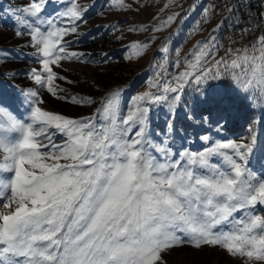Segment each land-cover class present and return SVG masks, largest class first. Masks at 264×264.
I'll list each match as a JSON object with an SVG mask.
<instances>
[{"label": "snow or ice", "instance_id": "obj_1", "mask_svg": "<svg viewBox=\"0 0 264 264\" xmlns=\"http://www.w3.org/2000/svg\"><path fill=\"white\" fill-rule=\"evenodd\" d=\"M42 3L23 9L21 22L30 29L47 74L33 69L34 79L55 94L56 73L50 65L76 56L65 52L62 43L76 28L54 27L49 20L48 30L42 31ZM117 3L124 6V0ZM82 14L75 5L63 13L72 22ZM173 19L169 16L164 24ZM216 47L206 43L197 48L187 61L191 71L175 78L177 86L165 84L164 94L146 92L135 99L159 104L174 93L169 105L174 109L190 82L185 77L197 85L228 77L241 91L264 99V35L205 66ZM116 95L97 110L107 121L99 127L91 119H72L35 105L27 120L5 116L0 109V177L8 176L7 182L0 181V200L5 201L0 264H165L162 253L185 243L220 246L247 261L264 262V217L254 214L256 205H264V177L247 167L255 136L249 144L228 141L187 153L184 166L160 163L146 149L150 109L137 105L118 124ZM224 119L221 113L217 123ZM56 135L64 137L62 143L54 142ZM156 151L170 155L165 147ZM213 155L223 157L226 167L211 165ZM240 211L246 214L237 218L234 214Z\"/></svg>", "mask_w": 264, "mask_h": 264}, {"label": "rangeland", "instance_id": "obj_2", "mask_svg": "<svg viewBox=\"0 0 264 264\" xmlns=\"http://www.w3.org/2000/svg\"><path fill=\"white\" fill-rule=\"evenodd\" d=\"M7 1V7L3 5L7 13V26L1 24L0 18V109L4 110L5 116L11 114L17 119L27 120L35 105L68 118L91 119L99 127L107 121L102 112L97 115V110L102 109L105 100L116 93L118 124L137 105L150 109L147 122L151 116L152 120L146 124V134L150 135L151 142L146 145L148 152L162 147L166 141L174 156L186 161L187 153H199L214 144L228 141L249 144L255 136L256 144L247 167L258 178L264 177V99L259 94L241 91L228 77L209 79L199 85L191 77H185L190 82L184 85L181 100L174 109L169 107L174 93H167L169 101L159 104L135 99L146 92L164 94L162 89L165 84L177 86L175 78L186 70L191 71L187 61L193 58L192 53L197 48H203L206 43L217 46L205 65L211 66L229 49H241L256 42L263 33L260 29L251 30L243 41L241 36H236L235 44L225 43L221 49L218 46L225 18L231 14L237 0H225L221 9L223 0H214L213 5L209 0H124V6L117 0H43L39 17L42 31L48 30L49 20L53 21L54 27L76 28L75 32H68L62 39L65 52L75 53L76 56L50 65L56 73L52 84L55 94L48 91L46 84H37L34 79L33 69L44 76L47 74L42 72L39 63L42 54L29 35L30 29L21 22L23 9L40 0ZM73 5L83 13L82 18L75 22L63 15ZM216 11L220 12V16ZM0 15H3L1 8ZM23 16H27V13H23ZM169 16H174V19L165 25ZM133 28L137 30H131ZM18 31L23 34L17 35ZM135 42L147 47L139 48ZM115 63L124 65L129 75L126 82L96 96L70 86L76 81L71 73L81 80L93 81L98 71ZM198 89L206 95L200 96ZM32 91L37 94L35 98L28 95ZM50 96L72 104L93 105V111L83 112L79 116L63 114L49 104ZM73 97L81 102L73 101ZM221 113L225 119L217 123ZM135 131L134 127L128 132L130 140L134 138ZM204 136L208 139H202ZM63 139L60 135L53 137L58 144ZM42 142L48 143L47 140ZM222 151L232 154L231 149ZM169 163L175 162L169 160ZM209 163L226 167L220 155H213ZM7 179V174L0 177L2 182H7ZM4 203L3 200L0 202V211L5 210ZM202 255L209 260L201 264H264L254 259L247 261L214 245L196 248L185 243L162 253L165 264H199V256Z\"/></svg>", "mask_w": 264, "mask_h": 264}, {"label": "trees", "instance_id": "obj_3", "mask_svg": "<svg viewBox=\"0 0 264 264\" xmlns=\"http://www.w3.org/2000/svg\"><path fill=\"white\" fill-rule=\"evenodd\" d=\"M225 0L221 2V7L224 5ZM213 5L214 0H209ZM204 2L202 6L204 7ZM216 9V8H215ZM203 11L200 9V12ZM217 16H220V12L216 11ZM223 31L219 38L218 46H224L235 44V37L241 36L243 41L247 39V35L251 30H262V35H264V0H237V4L233 6L231 14L225 18L223 24ZM197 32V30H194ZM192 36H195V33ZM240 32V33H239ZM226 40V42H225ZM124 65L120 63L109 64L108 67L103 70L98 71L95 74V79L91 80H81L76 75L70 74L71 77L76 81L70 85L75 90L81 91L92 96L100 95L106 90L112 88L115 85L126 82L129 75L124 70ZM49 104L60 111L63 114L71 116H79L83 112L91 113L93 111V105L82 106L80 104H72L70 101L58 99L55 97H48ZM200 255V254H199ZM207 256H199V264L202 262L207 263Z\"/></svg>", "mask_w": 264, "mask_h": 264}]
</instances>
